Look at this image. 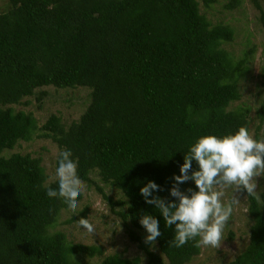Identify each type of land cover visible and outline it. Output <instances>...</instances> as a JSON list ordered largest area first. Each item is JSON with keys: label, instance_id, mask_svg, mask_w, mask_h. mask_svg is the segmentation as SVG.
<instances>
[{"label": "trees", "instance_id": "1", "mask_svg": "<svg viewBox=\"0 0 264 264\" xmlns=\"http://www.w3.org/2000/svg\"><path fill=\"white\" fill-rule=\"evenodd\" d=\"M216 1L8 0L9 8L0 12V264H80L76 255L103 253L100 245L73 243L63 231L51 230L69 208L47 196V187L58 184L48 181L41 158L4 154L33 139L37 130V137L60 149L56 166L60 153L70 150L82 181H92L96 170L104 183L120 190L124 198L113 200L96 186L129 239L146 253L144 264H187L199 253L194 241L179 248L169 244L175 226H165L140 189L155 181L164 190L153 195L175 199L169 194L173 177L181 174L184 155L198 138L234 134L242 125L250 129V106H229L240 98L238 80L253 49L235 60L223 47L233 29L212 23L201 11ZM241 1L227 0L224 7L233 9ZM251 1L264 28V5ZM48 85L90 89L78 120L64 126L51 114L38 126L32 112L13 107L27 105L23 98ZM256 116L257 138L264 98ZM189 187L196 189L195 182L181 185ZM244 192L253 221L249 240L227 264H264V205ZM259 196L264 201V190ZM87 211L85 206L80 218ZM144 214L159 220L158 252L142 242L148 234L140 224ZM91 264L143 263L139 256L112 253Z\"/></svg>", "mask_w": 264, "mask_h": 264}, {"label": "rangeland", "instance_id": "2", "mask_svg": "<svg viewBox=\"0 0 264 264\" xmlns=\"http://www.w3.org/2000/svg\"><path fill=\"white\" fill-rule=\"evenodd\" d=\"M227 0H217L209 7L201 6V11L205 13L212 23H226L234 31L232 40L223 43V47L229 51L235 60L242 57L248 50L253 49L246 62L247 70L238 80L240 98L230 104V108L238 105H247L251 108L250 132L254 138L256 126L259 123L257 111L264 98V77L261 75V66L264 60V28L259 21V10L251 0H242L240 5L227 9L224 4ZM264 5V0H259ZM10 4L8 0H0V12L6 11ZM40 91H45L41 100L37 99ZM29 100L27 105L15 104V109L30 111L37 119V125L42 126L51 114L60 117L64 126H68L72 121L79 119L87 108L90 101V89L86 86L72 88H57L52 85L38 87L33 95L23 98ZM41 132L37 130L36 133ZM34 134L30 141H19L13 149L4 151L6 155L13 152L29 153L33 157H40L48 175V181L55 179L56 158L60 151L56 143L48 138L37 137ZM257 139L264 138V121L257 131ZM90 182H84L85 192L78 201L75 211L63 210L58 218L57 224L51 230H61L65 233L68 241L73 243L100 245L103 248L101 255L88 257L76 255L75 258L80 264H91L102 259L103 256L112 253H119L124 257L132 258L139 256L142 263H145L146 253L138 247L137 242L131 241L126 233L125 224L110 208L108 202L103 198L96 186H100L106 195L113 200H122L124 197L120 190L104 183L98 176L96 170L90 173ZM257 194L264 190V177H258ZM225 200L233 194V188L225 189ZM240 199L239 204L234 206L232 217L225 226L219 248L207 246L200 247L199 253L191 258L187 264H227L238 253L246 247L249 240V229L252 224L247 206L246 193L236 192ZM88 207L86 218L94 225L95 231L89 233L82 228L78 220L80 211ZM116 210L123 207L116 206ZM76 217L70 222L65 220ZM142 242L155 252L156 245L150 246Z\"/></svg>", "mask_w": 264, "mask_h": 264}, {"label": "clouds", "instance_id": "3", "mask_svg": "<svg viewBox=\"0 0 264 264\" xmlns=\"http://www.w3.org/2000/svg\"><path fill=\"white\" fill-rule=\"evenodd\" d=\"M72 156L70 150L60 153L55 169L58 188L47 187L46 194L61 199L75 211L85 185ZM193 161L198 165L196 169H193ZM180 173L174 175L169 193L175 199L153 195L154 191L164 189L151 180L140 189L141 195L162 214L167 228L175 226L174 238L169 242L171 246L179 248L194 241L197 248H219L223 230L232 217L234 206L240 202L236 192L246 190L247 195L264 205L257 194V178L264 177V138H254L246 125L240 126L234 134L201 136L184 155ZM190 180L195 182L196 189L182 190L181 185ZM229 187L233 188V194L225 200V189ZM78 223L89 233L95 231L87 218L81 217ZM140 224L148 233L145 243L154 247L162 235L159 220L152 214H144Z\"/></svg>", "mask_w": 264, "mask_h": 264}]
</instances>
